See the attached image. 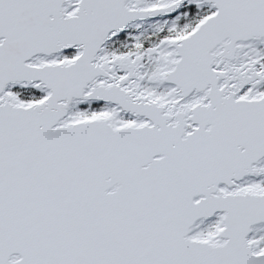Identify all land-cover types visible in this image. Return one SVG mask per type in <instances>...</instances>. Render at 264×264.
I'll list each match as a JSON object with an SVG mask.
<instances>
[{"label":"snow or ice","instance_id":"obj_1","mask_svg":"<svg viewBox=\"0 0 264 264\" xmlns=\"http://www.w3.org/2000/svg\"><path fill=\"white\" fill-rule=\"evenodd\" d=\"M0 264H264V0H0Z\"/></svg>","mask_w":264,"mask_h":264}]
</instances>
